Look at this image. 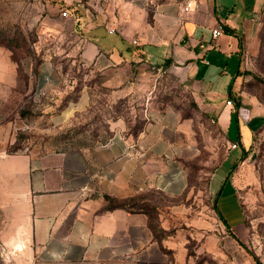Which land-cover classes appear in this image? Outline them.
Instances as JSON below:
<instances>
[{"label":"crops","instance_id":"1","mask_svg":"<svg viewBox=\"0 0 264 264\" xmlns=\"http://www.w3.org/2000/svg\"><path fill=\"white\" fill-rule=\"evenodd\" d=\"M42 6L47 35L68 28L69 50L79 52L80 65L105 73L117 96L147 80L148 66L171 58L226 133L236 114L238 140L227 138L237 147L229 154L239 148L243 153L262 128L249 129L239 117L242 104L226 101L238 95L243 51L259 27L264 0H205L186 14L181 0H44ZM64 9L70 17L61 16ZM218 25L228 30L214 37ZM30 69L38 92L63 81V69L49 55ZM18 88L19 65L0 46V264H190L189 243L204 245L206 229L216 225L215 217L203 215L207 205L215 213V204L223 215L228 211L231 228L244 221L234 184L226 194L229 173L218 177L229 154L212 174L206 201L191 187L184 161L194 148L189 119L153 110L138 137L118 120L113 137L103 143L9 152L8 116L20 99ZM217 177L221 187L212 183ZM107 196L152 204L158 232L147 213L134 206L111 209Z\"/></svg>","mask_w":264,"mask_h":264},{"label":"rangeland","instance_id":"2","mask_svg":"<svg viewBox=\"0 0 264 264\" xmlns=\"http://www.w3.org/2000/svg\"><path fill=\"white\" fill-rule=\"evenodd\" d=\"M43 1L0 0V46L19 65L20 99L8 116L12 142L7 150L45 152L95 145L113 137L118 120L124 122L126 131L137 132L145 128L153 110H173L192 123L194 148L184 161L191 187L206 201L212 174L233 148L227 134L231 140H238L236 114L233 128L226 133L200 106L188 79L172 63L148 66L147 80L131 94L117 96L105 84V73L80 65L79 52L69 50L68 28L60 27L63 35H47ZM93 9L101 14L100 8ZM47 55L60 64L64 77L45 92H38L29 66L36 70ZM237 87L236 98L240 97L242 104L239 117L252 131L263 124L251 135L248 149L243 153L242 148L233 150L218 173V177L229 173L226 194L234 184L244 221L234 228L223 221L219 226L218 214L207 205L203 215L206 219L215 217L216 225L206 229L204 245L191 240L190 264H249V259L256 264L251 252L264 264V14L252 42L243 51ZM235 158L237 163L230 168ZM218 177L212 182L215 187L222 183Z\"/></svg>","mask_w":264,"mask_h":264},{"label":"trees","instance_id":"3","mask_svg":"<svg viewBox=\"0 0 264 264\" xmlns=\"http://www.w3.org/2000/svg\"><path fill=\"white\" fill-rule=\"evenodd\" d=\"M225 30H228V28L225 27ZM11 58L13 59V61H15V59L13 58V56L11 55ZM16 62V61H15ZM17 63V62H16ZM172 63V59L171 58H167L165 59L163 65L169 66ZM239 74H241V70H239ZM231 98L232 99H237L236 105L237 107H239L241 105V100L240 97L234 96L231 93ZM143 129L138 130L137 132L134 131H129L134 137H138L141 133ZM246 151V150H244ZM9 152H15V151H9ZM231 153L229 154V157L231 156ZM229 160V158L225 161V163ZM224 163V165H225ZM237 163V161L234 162V164L232 166H235ZM219 196V193L217 194L216 198ZM107 199L109 200V204L108 207L109 208H115V207H122V208H129V207H136L137 209H141L142 211H144L145 213H147L149 215V218L151 220V226L155 231V234L158 232V229L156 228V226L154 225V223L152 222V220H154V218L156 217V211H155V207L150 204L149 202L143 201L142 198H130V199H115L113 197L107 196ZM214 208L216 209V212L219 216V218L221 219V221H223V223L230 227V224L228 223L227 219L225 218V216L223 215V213L219 210L218 206L215 204ZM234 237L236 238V236L234 235ZM251 255L253 256V259L255 260L256 264H263V262L260 260V258L254 254L253 252H251Z\"/></svg>","mask_w":264,"mask_h":264},{"label":"built area","instance_id":"4","mask_svg":"<svg viewBox=\"0 0 264 264\" xmlns=\"http://www.w3.org/2000/svg\"><path fill=\"white\" fill-rule=\"evenodd\" d=\"M205 0H181V11L183 14H186L192 10L197 9L201 2H203ZM61 16L62 17H70V12L68 9H64L61 11ZM225 31V28L222 25H218L215 29H213V36L214 37H218L220 36L223 32ZM110 33H114L115 32V28H110L109 29ZM134 42H136V40H134ZM227 104L231 105L233 104L232 98H228L227 99ZM237 147V144L234 143L233 144V148Z\"/></svg>","mask_w":264,"mask_h":264}]
</instances>
